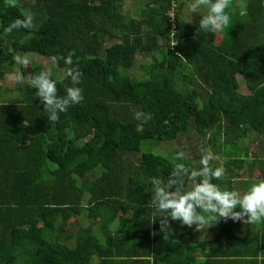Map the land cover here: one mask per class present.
<instances>
[{
  "label": "trees",
  "instance_id": "obj_1",
  "mask_svg": "<svg viewBox=\"0 0 264 264\" xmlns=\"http://www.w3.org/2000/svg\"><path fill=\"white\" fill-rule=\"evenodd\" d=\"M126 1L137 0H0V78L17 53L30 54L23 89L0 104V264H264V223L213 222L204 249L192 227L171 221L183 231L162 230L149 207L150 178L166 181L177 162L199 167L205 149L226 169L213 181L221 187L243 192L264 179V150L251 158L249 149L254 134L264 136V3L246 0L241 17L232 0V21L215 34L176 8L171 35L178 0H142L132 17ZM28 13L31 29L4 31ZM69 52L84 100L50 123L31 81ZM139 53L152 62L139 68ZM35 54L46 59L33 62ZM53 78L65 95L70 78ZM192 132L207 139L196 157L153 149ZM73 216L91 223L60 235Z\"/></svg>",
  "mask_w": 264,
  "mask_h": 264
},
{
  "label": "clouds",
  "instance_id": "obj_2",
  "mask_svg": "<svg viewBox=\"0 0 264 264\" xmlns=\"http://www.w3.org/2000/svg\"><path fill=\"white\" fill-rule=\"evenodd\" d=\"M181 4L184 6L182 13L190 17V22L193 14H200L199 31L213 34L223 32L235 14V9L231 14L226 11L232 6V0H178L173 7L179 9ZM238 9L241 17L248 14L246 0H240ZM34 20L35 14L28 13L6 25L4 31L10 34L18 29H31ZM73 56L74 52H69L67 56L50 58L52 65H57L62 60L64 65L68 66L65 77L70 78L71 86H65V95H58L57 80L53 78L54 72L51 67L41 70L31 81L32 87L38 89L35 95L43 105L50 123L58 121L60 113L67 112L69 107L84 100L83 88L79 86L83 73L71 67ZM13 59L15 65L21 68H26L30 63L28 53H17ZM15 78L23 79L19 72L15 74ZM142 117L146 121L151 118V114L135 113V119L141 120ZM173 159L184 161L187 156L185 152L178 151ZM216 159L211 150L205 149L198 162L199 167L190 168L183 162H177L166 181L156 176L150 178L152 198L149 207L153 209V214L161 215L162 230L170 228L171 221H178L188 227L195 225L196 231L205 230L211 227L213 222L216 224L221 219H231L234 222L243 220L248 224L264 223V179L253 180L243 192L221 187L213 181L220 180L226 169L223 165L215 166ZM186 179L189 182L187 187ZM173 186L175 190H172ZM165 217H169L170 220H164Z\"/></svg>",
  "mask_w": 264,
  "mask_h": 264
},
{
  "label": "rangeland",
  "instance_id": "obj_3",
  "mask_svg": "<svg viewBox=\"0 0 264 264\" xmlns=\"http://www.w3.org/2000/svg\"><path fill=\"white\" fill-rule=\"evenodd\" d=\"M240 0H237V4H239ZM247 2V1H246ZM141 2L134 1V2H125L123 4V12L126 14L135 16L139 14V11H141ZM183 7L179 8V12L181 15L190 18L189 16L185 15L182 13ZM200 17L199 13L193 14L192 16V21H196ZM239 18V17H238ZM218 41L220 40V37L217 39ZM116 42V38L110 39L107 42V45L113 44ZM30 55V54H29ZM36 56V57H35ZM137 66L140 68L141 65L148 64L152 62L151 57H145L141 53L137 54ZM46 58L42 56H37L36 54L34 55V58L32 59L33 62L36 61H44ZM54 72V77L57 79H60L64 77L65 72L59 68L58 64L57 65H52L51 62H46V64H49ZM8 70V69H7ZM19 72L22 74V77L24 73L22 72L20 66H13L11 70L6 73V74L0 78V104L1 103H12L15 98L18 96V93L23 89L24 87V81L23 80H18L15 78V74ZM134 72L136 73L137 76H141L140 69L137 70L135 69ZM242 86L245 87V80L240 79ZM194 133L192 132L191 135L187 136H181L177 141L175 142H167V143H161V145L153 148L157 153H160L162 155H168L169 153H174L176 154L178 151H183L186 153L187 156H193L196 157V155H200L202 153V145L207 141V139L203 140L200 142L196 136H193ZM257 137V140H256ZM252 139L255 142H252L250 144V156L251 158L254 157V155L260 154L264 150V136L258 137V135H253ZM242 144V143H241ZM187 146V148H185ZM244 147V144H242ZM84 217L80 216H73L69 218L68 225L66 227H60V235L64 233H75L76 231L79 230L80 227L85 226L87 223H91V221H88L87 223H83ZM215 228L212 226L207 230H201V231H196L195 228H192V231L194 232V237L195 238H204L211 236L214 233ZM69 244L73 245L74 240H70Z\"/></svg>",
  "mask_w": 264,
  "mask_h": 264
},
{
  "label": "crops",
  "instance_id": "obj_4",
  "mask_svg": "<svg viewBox=\"0 0 264 264\" xmlns=\"http://www.w3.org/2000/svg\"><path fill=\"white\" fill-rule=\"evenodd\" d=\"M6 76H8L7 74H6ZM119 219V218H118ZM171 226H173L174 228H176L179 232H181V231H183V228L182 227H180L179 225H177V224H170ZM192 228H195V230H196V226L195 225H193L192 226ZM210 228V227H209ZM209 228H207V230L209 229ZM213 228V227H212ZM214 234H215V231H214V233L211 235V236H206V237H204V238H195L194 237V232L192 231V240H200V246L202 247V248H204V249H208V243H209V241L212 239V237L214 236ZM152 251H153V248H152ZM196 254L199 256V257H201L202 256V254H201V252L200 251H197L196 252ZM151 261H152V259H150Z\"/></svg>",
  "mask_w": 264,
  "mask_h": 264
},
{
  "label": "built area",
  "instance_id": "obj_5",
  "mask_svg": "<svg viewBox=\"0 0 264 264\" xmlns=\"http://www.w3.org/2000/svg\"><path fill=\"white\" fill-rule=\"evenodd\" d=\"M174 4H176V2H174ZM173 4V5H174ZM175 13H176V8L173 7V10H171L168 14L170 16L171 19V23H172V27H171V32L172 35H174L176 33V21H175Z\"/></svg>",
  "mask_w": 264,
  "mask_h": 264
}]
</instances>
